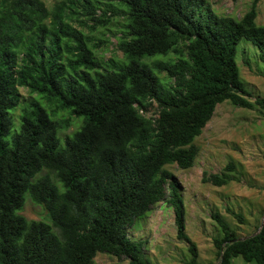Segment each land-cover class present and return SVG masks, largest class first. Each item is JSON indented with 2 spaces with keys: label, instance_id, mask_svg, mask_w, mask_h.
Segmentation results:
<instances>
[{
  "label": "trees",
  "instance_id": "trees-1",
  "mask_svg": "<svg viewBox=\"0 0 264 264\" xmlns=\"http://www.w3.org/2000/svg\"><path fill=\"white\" fill-rule=\"evenodd\" d=\"M258 2L235 19L209 0H0V264H95L98 254L153 264L129 230L161 202L174 210L187 264H206L166 167H194L195 141L219 105L264 117V98L251 100L238 65L244 40L264 65ZM111 37L123 58L105 61L97 52ZM37 97L84 120L64 145L70 120H54ZM153 104L157 116L147 117ZM244 174L231 160L202 182L224 187ZM28 197L49 221L23 216ZM211 217L218 264H264V222L240 238L219 212Z\"/></svg>",
  "mask_w": 264,
  "mask_h": 264
},
{
  "label": "rangeland",
  "instance_id": "rangeland-1",
  "mask_svg": "<svg viewBox=\"0 0 264 264\" xmlns=\"http://www.w3.org/2000/svg\"><path fill=\"white\" fill-rule=\"evenodd\" d=\"M51 8L54 0H42ZM214 11L220 16L241 19L251 8L254 0H209ZM257 23L264 26V0L257 4ZM97 52L105 61L115 57L123 58L115 38H109ZM259 52L253 44L242 41L239 46L238 65L241 76L252 93V101L264 98V65L259 61ZM161 57L160 59H162ZM147 62L152 61L147 59ZM168 81L166 73H158ZM20 94L30 99L26 89ZM36 97V96H34ZM40 104L54 120H70L72 126L60 133L64 145L65 137L80 130L82 118L71 117L69 111H61L55 103L37 97ZM158 107L153 104L147 117H156ZM20 129L19 121L14 130ZM14 134V133H12ZM199 156L193 168L181 170L177 165L167 166L173 173L184 198L186 209V233L197 245L199 260L206 264H218L217 250L213 240L220 236V230L211 215L219 212L231 226L238 230L240 238L258 233L264 222V117L260 110H247L232 106L230 103L219 105L215 113L195 141ZM235 161L244 167V176L240 183L231 182L224 187L204 184V173H221L229 161ZM47 172H44L46 174ZM43 174V175H44ZM233 210L242 214L246 224L242 225L228 212ZM23 216L31 221H49L47 212L34 204L28 197ZM129 236L135 241H145V253L153 264H187L190 260L188 244L177 238L175 214L172 207L161 202L142 219L136 221L129 230ZM95 264H129L127 259L119 260L108 254H98ZM233 264H251L237 258Z\"/></svg>",
  "mask_w": 264,
  "mask_h": 264
},
{
  "label": "built area",
  "instance_id": "built-area-1",
  "mask_svg": "<svg viewBox=\"0 0 264 264\" xmlns=\"http://www.w3.org/2000/svg\"><path fill=\"white\" fill-rule=\"evenodd\" d=\"M141 114H143V115H144V112H143V111H141Z\"/></svg>",
  "mask_w": 264,
  "mask_h": 264
}]
</instances>
